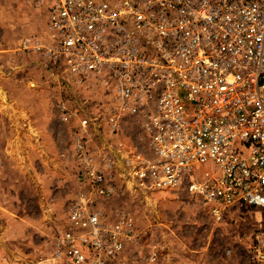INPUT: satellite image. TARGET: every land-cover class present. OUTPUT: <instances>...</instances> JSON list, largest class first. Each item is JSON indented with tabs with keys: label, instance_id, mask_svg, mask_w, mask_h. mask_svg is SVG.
<instances>
[{
	"label": "built area",
	"instance_id": "obj_1",
	"mask_svg": "<svg viewBox=\"0 0 264 264\" xmlns=\"http://www.w3.org/2000/svg\"><path fill=\"white\" fill-rule=\"evenodd\" d=\"M31 2L47 18L46 36L24 39L21 50L72 87L108 98L99 116L84 105L79 120L81 187L52 240L56 263L159 264L155 253L132 262L133 218L102 207L118 192V164L93 151L90 137L94 129L115 137L127 119L142 120L149 144L127 162L141 193L182 189L217 222L235 207L264 213V0ZM57 106L63 121L77 115L66 102ZM239 243L247 264H264V221Z\"/></svg>",
	"mask_w": 264,
	"mask_h": 264
},
{
	"label": "rangeland",
	"instance_id": "obj_2",
	"mask_svg": "<svg viewBox=\"0 0 264 264\" xmlns=\"http://www.w3.org/2000/svg\"><path fill=\"white\" fill-rule=\"evenodd\" d=\"M46 21L31 0H0V89L19 93L0 97V114L21 102L26 112L37 109L51 123L50 136L35 141L27 128L23 140L13 128L15 138L6 144L0 130V264H58L52 240L67 226L70 201L81 187L74 158L79 120L84 105L90 103L87 115L95 117L99 102L108 99L96 87H72L44 58L21 50L24 39L46 36ZM60 101L77 113L67 122L58 109ZM141 124V119H127L115 137L96 129L90 137L93 151L118 164L112 176L118 192L103 200L102 207L108 216L122 210L133 218L136 240L127 252L130 260L155 253L159 264H247L239 239L259 227L264 213L235 207L217 222L182 189L141 193L127 164L149 152ZM209 168L207 163L199 170Z\"/></svg>",
	"mask_w": 264,
	"mask_h": 264
},
{
	"label": "crops",
	"instance_id": "obj_3",
	"mask_svg": "<svg viewBox=\"0 0 264 264\" xmlns=\"http://www.w3.org/2000/svg\"><path fill=\"white\" fill-rule=\"evenodd\" d=\"M13 94L17 95L19 93L0 89V97L2 98L16 97ZM26 109L25 106L21 105V102H17L15 107H12V109L8 108L0 114L1 138L4 139L6 144H9L15 138V134L12 132L13 128L20 133L21 140L26 136L25 128L28 129L29 139L32 141L50 136V117L41 115L43 112L40 113L37 109L32 108L30 109L32 111L29 112H26ZM20 174L23 176V173Z\"/></svg>",
	"mask_w": 264,
	"mask_h": 264
}]
</instances>
